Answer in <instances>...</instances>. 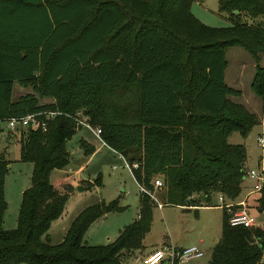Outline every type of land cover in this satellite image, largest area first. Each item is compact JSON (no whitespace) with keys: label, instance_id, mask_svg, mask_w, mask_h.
Returning <instances> with one entry per match:
<instances>
[{"label":"trees","instance_id":"obj_1","mask_svg":"<svg viewBox=\"0 0 264 264\" xmlns=\"http://www.w3.org/2000/svg\"><path fill=\"white\" fill-rule=\"evenodd\" d=\"M193 0H0V121L35 114L44 131L28 124L18 133V160L31 164L15 226H1L6 204L0 154V264H121L147 232L151 201L140 193L138 217L104 245L83 234L99 216L120 211L117 199L86 206L60 242L43 235L62 212L70 191L48 181L67 165L65 141L81 110L99 128L101 142L120 155L133 180L151 192L160 176L168 205L206 203L214 193L233 198L244 176V148L226 142L244 137L257 117L229 96L224 52L240 47L253 62L250 92L264 107V0H217L229 26L209 27L190 12ZM245 17L254 20L248 23ZM16 83L28 87L16 99ZM48 98L51 102L40 103ZM81 143H79L80 145ZM88 154V150L83 151ZM251 207L264 215V185ZM227 214L206 264H258L264 227L230 226Z\"/></svg>","mask_w":264,"mask_h":264},{"label":"rangeland","instance_id":"obj_2","mask_svg":"<svg viewBox=\"0 0 264 264\" xmlns=\"http://www.w3.org/2000/svg\"><path fill=\"white\" fill-rule=\"evenodd\" d=\"M190 12L202 24L209 27H225L230 24L226 14L217 10V0H193L190 4ZM245 20L248 23L254 22V20L247 17H245ZM224 58L226 65L223 72V81L225 85L238 90L241 93L239 98L235 96H229V98L235 102L242 103L246 109L252 111L256 117H258L260 112L259 99L250 92L248 86L250 81L249 76L251 75V72H253V66L251 67L253 62L250 55L242 48L234 46L225 49ZM263 60L264 58H261V61ZM251 98H253L257 104L250 101ZM18 133L19 132L8 130L5 121H0V154H3V158L7 163L3 175V195L7 207L3 212V217L4 224L7 225L10 223L9 226H13L14 224L21 192L30 182V163L19 162L18 160ZM258 134L264 137V111L262 113V118L250 128L244 137L240 136L237 132H232L226 138L227 143L237 144L244 148L245 160L243 163V170L256 167L258 162L264 165V155H260L259 148L255 143V138ZM64 149L69 155L70 163H72L73 160L75 164H78L75 161L76 156L74 154L78 149L77 131L65 141ZM75 167V165H71V168ZM112 167L113 169H111ZM54 173L56 172L52 171L48 176L50 184L56 175ZM78 179L83 180L85 183H83L81 191H75L72 195L67 194L63 207L66 208V211L69 207L72 210L66 219V223L64 222L62 226L58 227L60 233H65L73 218L86 206L99 202L106 204L117 199V205L123 207L120 211H116L118 213L124 210V205H120L122 202L129 204V202L133 201L138 194L137 185L126 168L125 162L113 153H97L88 163L85 164L83 170L78 174ZM153 179H158L161 183L160 176H154ZM24 186L26 187L22 189ZM250 186V179L243 177L239 185L240 194H243V192L248 190ZM220 194L225 197L222 193ZM211 196L214 197V194ZM254 196L255 194L251 193L246 198L245 208L247 211L249 209L248 212L253 215L255 219L259 220L261 214L256 213L253 208H251V199ZM131 208L132 206H130V209ZM236 208L237 206L235 205L230 207L231 210H235ZM116 212H107L105 213V216L101 215L92 221L84 233V238L90 242L96 243L97 241L102 242L101 238L105 236L115 234L117 232V227L121 224L119 220L115 218V215H117ZM47 230L42 237L43 240L47 235L48 239L45 240L49 244H56L61 241L63 236L57 237V231L54 230V227L51 226L50 229ZM111 241L112 240H110V242ZM209 252L210 251L205 250L201 257L190 264H206L209 259ZM258 264H264V253Z\"/></svg>","mask_w":264,"mask_h":264},{"label":"crops","instance_id":"obj_3","mask_svg":"<svg viewBox=\"0 0 264 264\" xmlns=\"http://www.w3.org/2000/svg\"><path fill=\"white\" fill-rule=\"evenodd\" d=\"M252 66L253 63L251 64V67ZM251 75L249 76V79L251 78ZM29 92L30 89L28 87H22L14 83L11 90V99L14 100L16 99V97ZM250 101L257 104L253 98H251ZM48 102H51L50 99L48 98H43L40 101V103H48ZM263 111H264V107L263 109H260L259 115L257 117L258 121L260 120V118H262ZM75 131H77L78 149L77 151H75L74 154L76 156L75 161L78 164H75L72 159H71L72 163H70L69 155H68V163L65 167L60 169H52L48 174L49 176L52 171L56 172L54 173L56 175L53 178L51 185L57 191H63L65 185L70 187V191L68 192V194L70 195H72L75 191L78 192L81 191L83 187V183L85 182H83V180L78 179V174L83 170L85 164L88 163L97 153L103 154L108 152V154L113 153L116 156L120 157L125 162L126 168L131 174V169L129 168V165L126 163V161L120 155H118L113 150L105 146L101 142V140L98 137H96L92 132L83 128L76 129ZM79 143L81 144L79 145ZM84 150H88L89 153L85 154L83 152ZM71 165H75L76 167L71 168ZM111 169H113V167ZM30 170H31V164H30ZM25 187L26 186H24L22 189H24ZM158 191L159 190L153 189V195L157 203L161 205L158 207L157 203L151 201L150 204L151 220L147 232H145V234L141 239V246L138 249L124 252L121 255V264H140L139 261L142 257L146 256L151 251H153L154 249H156L157 247L163 244H172L177 248L194 245L198 247L203 253L205 250L210 251L213 244L217 240L220 232L222 214L225 213V210L221 208V205H219L217 201V193H214V197L210 196V198L206 203L199 202L198 205L184 206V205L164 204L160 199V193ZM239 191L231 199L223 197V203H229L232 206L240 201H243L245 203L246 198L251 193H253L251 192V186L249 187L248 190H245L243 194H240ZM137 193H138L137 197L134 198L133 201H130L129 204H127L126 202H122V204H120V205H124V210L118 213L116 212L118 216L115 215L116 216L115 218H117L121 224L117 227L116 230L117 232L115 234L112 235L110 234L109 236H105L101 238L102 242L97 241L96 243L86 240L84 238L85 234H83L82 237L83 242L87 245H104L110 242V240H113L124 225L129 224L131 221H133L135 218L138 217L137 215L139 214V209H140V201H139L140 193L138 192V186H137ZM3 199L5 201L4 195H3ZM253 199L254 197L251 199V204ZM5 204L7 207L6 201ZM130 206H132L131 209ZM71 210L72 209L69 207L68 210L66 211V208L63 207L61 214L56 219L50 222L48 230L52 226L54 227V230L57 231V237H62L64 232L60 233L58 227L62 226L64 222L66 223V219L68 218V215L70 214ZM253 210L256 213H258L255 209ZM105 215L106 214H103V216ZM255 220L258 224L261 225L260 227H264L263 214H261V218L259 220L258 219ZM9 225L10 223H8L7 225L4 224V217L2 215L1 226L5 229L13 228L15 226V220L13 226H9ZM45 239L46 240L48 239L47 235ZM195 260H192L184 264H190ZM157 264H166V263L161 261Z\"/></svg>","mask_w":264,"mask_h":264},{"label":"built area","instance_id":"obj_4","mask_svg":"<svg viewBox=\"0 0 264 264\" xmlns=\"http://www.w3.org/2000/svg\"><path fill=\"white\" fill-rule=\"evenodd\" d=\"M56 112H46L44 114V120L36 119L35 114H26L19 118H9L6 120V127L10 131L19 132L21 129L25 128L28 124L32 126H39L42 131L45 128V119H49L54 116ZM71 119L74 123L76 129L83 128L92 132L96 137L99 138V128L89 124L87 116L82 113L81 110L76 111L71 115ZM256 146L259 148V153L261 156L264 155V137L262 135H256L255 138ZM126 166V165H125ZM136 163H131L129 168H135ZM245 178L250 179L251 181V192H258L264 185V165L262 163H257L256 167L246 168L243 170ZM161 187V183L158 179H153L152 188ZM138 192L144 193L148 196L150 201L157 203L153 190L151 192H146L140 186H138ZM217 201L221 208L225 210L227 214V223L230 226H244V227H256L261 226L257 225L256 220L253 215H251L245 208V203L243 201L235 204L237 208L231 210L232 206L229 203H223V196L220 193H217ZM161 204L157 203L159 207ZM138 216V215H137ZM202 251L194 246L190 245L187 247L177 248L172 244H163L151 251L146 256L140 259V264H157L163 261L166 264H184L192 260L198 259L202 256Z\"/></svg>","mask_w":264,"mask_h":264}]
</instances>
